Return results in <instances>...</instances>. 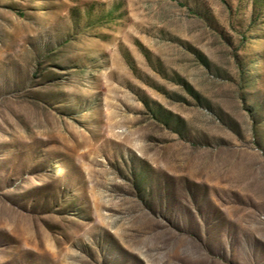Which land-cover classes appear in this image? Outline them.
Masks as SVG:
<instances>
[{"label":"rangeland","instance_id":"obj_1","mask_svg":"<svg viewBox=\"0 0 264 264\" xmlns=\"http://www.w3.org/2000/svg\"><path fill=\"white\" fill-rule=\"evenodd\" d=\"M263 180L264 0H0V264H264Z\"/></svg>","mask_w":264,"mask_h":264},{"label":"crops","instance_id":"obj_2","mask_svg":"<svg viewBox=\"0 0 264 264\" xmlns=\"http://www.w3.org/2000/svg\"><path fill=\"white\" fill-rule=\"evenodd\" d=\"M251 188V192L256 197V203L252 208L253 213L256 215L255 227L257 233H264V180L257 181ZM259 215V216H258Z\"/></svg>","mask_w":264,"mask_h":264}]
</instances>
